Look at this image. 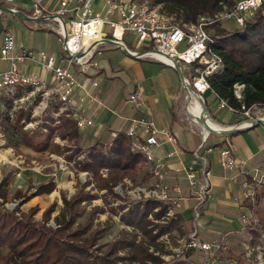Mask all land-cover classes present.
<instances>
[{
	"label": "built area",
	"instance_id": "1",
	"mask_svg": "<svg viewBox=\"0 0 264 264\" xmlns=\"http://www.w3.org/2000/svg\"><path fill=\"white\" fill-rule=\"evenodd\" d=\"M30 1L32 13L27 16L33 20H49L47 16L55 15L52 20L58 24L59 41L65 53L56 56L46 50L18 46L14 33L7 32L4 35L3 46L0 48V60L8 64L7 68L0 69V115L2 116L5 111L4 101L10 98L14 102L13 109H26L36 105L35 112L39 114H44L52 109L53 104H58L57 110L53 111L54 117L65 115L73 118L80 129L94 124L93 117L86 114L85 104L100 103V101L84 86L74 66H79L81 71L85 72L88 65H98L92 62L94 54L100 51L101 45H112L104 42L105 38L100 37L99 33L114 35L126 47L125 35L135 34L136 49L127 47L134 57L157 60L172 68L178 64L182 70L183 67H187L190 77L185 76V78L205 99L204 95L211 91L209 75L219 71L223 65L222 56L213 47L215 39L211 32L212 26L234 19L237 26L242 27L259 10L264 11V0H237L232 8L224 6L223 9L212 14L200 15L196 21H184L176 19L174 15L162 10L161 5H153L148 0H103L101 10L95 8L96 0H62L61 7L56 12L47 8L45 0ZM4 2L9 4L6 7L11 10L19 11L15 6H11L14 0H4ZM4 12L0 10V15ZM66 14H71V17L67 19ZM113 14H116L115 19L111 17ZM60 16L64 18L65 23ZM105 26L109 27L110 31H104ZM118 28L121 30L120 35L116 34ZM143 47L147 50L141 51L140 48ZM28 62H34L51 71L53 83H48L45 78L36 74L27 73L22 66H26ZM93 86L97 88L99 82H93ZM234 87L235 96L242 100L245 85L237 83ZM216 96L218 108L226 109L238 116L239 120L233 126L249 127L254 120L264 121V102L251 104L241 102L236 106ZM129 100L136 106H141L144 101L142 89L138 88L130 94ZM7 114L13 117L11 112L7 111ZM132 122L127 131L130 136H137L138 124L146 127V136L134 141L133 149L143 155L149 166L152 181L147 186H136L128 192L141 200L154 198L167 202L169 215H173L175 211L172 210L171 205L180 207V200L186 198L179 184L173 186L166 182L168 169L164 157L156 154V148L161 144L156 133L161 132L167 141L173 143H177L178 138L167 128L157 130L153 121L145 116L133 119ZM33 125L32 122H28L24 128ZM209 135L203 134V142L193 154L195 162L183 166L189 186L193 190L191 197L194 202L189 207L193 225L181 248L203 251L205 264H213L216 252L223 247L220 242L203 241L200 237V231L204 227L202 208L212 188L210 171L212 162L209 154L218 150L220 163L226 170L238 171L244 175L241 179L240 176L236 177V181L240 183L238 199L250 200L256 208L259 205L264 206L262 196L264 169H256L254 173L252 170L246 171V160L235 156L233 145L207 146ZM116 136L117 132H112V137ZM174 154L171 152L167 157H172ZM104 171V175H107V169ZM2 203L8 210L20 216L17 202H6L0 196V204ZM243 222L260 232L261 220L255 213L246 212ZM261 237L264 238V232ZM252 251L248 249L246 252L249 260ZM255 251H257L255 264H264V244H257Z\"/></svg>",
	"mask_w": 264,
	"mask_h": 264
},
{
	"label": "trees",
	"instance_id": "2",
	"mask_svg": "<svg viewBox=\"0 0 264 264\" xmlns=\"http://www.w3.org/2000/svg\"><path fill=\"white\" fill-rule=\"evenodd\" d=\"M236 1L153 0L152 4L161 5L162 10H167L178 20L196 21L200 15L212 14L224 6L232 8ZM211 32L215 39L213 47L223 59L222 68L209 75L211 91L236 106L241 102H264V11L259 10L244 26L235 30H228L222 23H217L212 26ZM237 83L245 85L242 100L235 96L234 86ZM23 117L29 118L30 114L21 113L17 121ZM47 127L50 135L58 132L69 140L79 137L75 120L65 115L60 125ZM134 141L133 136L122 130L107 145L99 141L93 144L84 159L78 158L83 152L80 146L76 149L65 148V151H71L65 157L69 162L75 160L77 171L91 174L97 189H106L108 193L114 194V187L125 177L136 180L143 172L145 160L140 152L133 149ZM54 147L60 149L58 145ZM104 168L108 169L107 177L101 173ZM10 181L11 176L8 175L0 183V196L5 200ZM90 183L78 182L77 192L70 198L62 191L64 206L54 217L58 225L56 228L48 225L56 210V201L44 210L41 220L35 217L38 207L30 208L21 218L0 207V264H166L160 255L155 254L156 251H164L159 238L175 229L180 235L186 234L181 213H177L166 224H160L154 221L166 216L168 203L158 200L137 203L120 216L122 223L132 227V230H123L119 238L105 246L99 241L107 235L109 227L99 228L95 225L98 213L103 212L104 208L93 206L88 209L87 205L99 198L98 194L86 190ZM32 187L30 192L25 193L17 190L15 197L24 198L26 202L34 196L51 193L57 184L50 180L39 183L35 191H32ZM245 204L255 209L250 200H246ZM158 207L159 210L155 211ZM124 208L126 206L119 205V210ZM119 210L113 208V211ZM151 214L155 220L150 218ZM251 232L255 236L259 235L255 228H251ZM140 233L142 237L139 239ZM152 247L154 252L151 251ZM195 250L188 249L181 258L167 264H193L191 259Z\"/></svg>",
	"mask_w": 264,
	"mask_h": 264
},
{
	"label": "crops",
	"instance_id": "3",
	"mask_svg": "<svg viewBox=\"0 0 264 264\" xmlns=\"http://www.w3.org/2000/svg\"><path fill=\"white\" fill-rule=\"evenodd\" d=\"M61 1L62 0H45V4L50 11L56 12L61 7ZM0 6H9V4H6L4 0H0ZM11 6H15L16 8H18V10L24 15H29L30 13H32V5L30 0H14ZM102 7L103 0H96L95 8L97 10H101ZM70 15L66 14L65 17L69 19L71 17ZM7 16L18 17L22 20H26V35L21 36L20 33L16 35L14 31H12L8 26H5L4 29L0 28V48L3 46L4 35L9 31L14 33L18 46H29L30 39H35V42L31 43L33 44V47L31 46V48H34L36 50H45L44 48H46L48 52L54 54V50H56L54 49L55 42H59V45L62 48V45L59 41V34L57 32L58 25L54 23V20H30L24 18L23 16H18L8 12H4V14L0 15V18ZM30 23L34 24L32 25ZM107 28L108 30H110L109 27ZM15 29L20 30L24 33V29ZM53 32L56 33V38H53ZM124 43L126 44L125 41ZM127 47L132 50L136 49L131 48L128 45ZM113 48L118 49L119 47L109 44L101 45L100 51H97L94 54L93 60L97 57L98 52L100 53L102 50ZM119 49L124 51L122 48ZM124 53L126 55L122 56L120 60H114L111 57H108V59H104L105 61L103 60L102 63H99L98 66L90 64L87 66L88 69L85 72L81 71L79 66H74V69H76V71L78 72V76L82 80L84 86H86L90 92L95 94L100 101V103L94 102L85 104L84 108L86 114L92 116L94 119L95 125H93L95 126V130L93 133L84 135L83 132L87 127L83 129L78 128V144L84 150H88L93 144L98 141L103 144H108L113 138L112 132L118 133L122 130L128 131L133 123V119H140L145 116L149 120L153 121L154 126L157 130L167 128L177 136V143L169 142L166 140V137L158 131L156 134L161 144L156 148V154L157 156L164 157L165 159L166 167L168 169L166 182L168 179L169 184L173 186L179 184L181 186L180 183L182 182V178L186 176V171L184 170L183 166L191 163L192 157H194L193 154L195 150L202 143L201 140L203 139L204 132H202V129L200 131L196 130L195 128L189 130V126L186 125L185 121L187 120V117L183 114L182 111L184 106L181 105L180 88L175 87L173 89L171 86H167L166 83H163L161 90H159L157 84L151 80L152 74L150 73L149 75H147V72L143 73V67H146L145 65L148 64L141 61L149 59L172 68L171 66L150 58H137L127 54L125 51ZM7 66V63L0 60V69L7 68ZM26 66L23 65L22 67L28 73L30 66L29 62ZM37 66L38 67L33 74H36L41 78H45L48 83H53L52 72L45 70L38 64ZM95 81L99 82V86L97 88L93 86V82ZM120 83H123L126 88L132 86V84L134 83V89L130 93H128L127 96L125 95L128 102H131L129 100L130 94H132L138 88L142 89L144 95L143 104L141 106H136L131 102L134 106H132L131 110H126V103L117 98V93L115 91V89L119 88ZM207 93V109L208 100H210L209 98H211L210 102L216 115V117H213L208 111L212 117V120L225 127L235 125L239 120L238 116L234 115L226 109L218 108V98L216 94L213 91H209ZM76 98L78 99V96ZM58 106V104H53L52 109L57 110ZM193 122L195 125H197L194 119ZM93 125L88 126V128L92 127ZM260 125L249 130L236 132L230 135L210 134L208 140L213 136L216 139V143H214V145L218 144V147L225 144L233 145L235 148V156L238 159L249 160L254 158V156L258 155V153L264 149V128ZM107 130H109L108 132L110 133V138L106 139L105 141H101V138H103ZM187 132H189L190 134L188 135ZM145 136L146 127L144 125L138 124L137 136L134 137V140L136 141L137 139L144 138ZM196 137L200 138V141H198V143H195ZM171 152L175 154L172 157L168 158L167 154ZM209 155L212 162L210 167L212 188L209 198L202 208V220L204 222V227L202 229H205L206 227L208 228L207 231L210 234V238L200 237L203 241L208 242H215L216 239H218V241L220 239H223V243L226 242L225 245H228L230 242L229 235H226V233L228 232L234 230L240 231L241 234H243L244 238L246 237V234L249 235V231L248 229H245L243 222L239 218V214L242 211L245 213H255L256 207L255 209H252L246 204L240 207L237 206V202L234 200V198H236L240 192V183L236 181V177L240 176L241 179L244 177V175H241L238 171H224L221 169L219 170V165H217L220 161L218 150H215ZM144 167L146 168V166ZM251 169L252 167L249 166L248 161L246 171ZM147 173V180H150L151 175L149 171H147ZM14 174H18V176L15 177L13 181H11L9 188L16 185L17 188L25 191L29 186L30 178H33V183H39L35 181L37 175L32 176L31 174L26 177V175L21 171L14 172ZM62 174H65V172H62ZM44 179L47 180L46 178ZM0 181H2V178L0 179ZM54 181L57 184V188L54 191H52L51 193H44L34 196L24 203V209L28 210L30 207L38 204L41 207L39 212L41 213L42 218L45 208H47L53 201H57V207L53 214L58 215L61 208L64 206L61 196V189L66 192V190L71 189L70 187L73 186V184H69V182H72V180L69 179L68 172L66 176H61V179L59 180L58 178H55ZM151 181L152 179L150 180V182ZM183 194L186 199L180 200V207L175 206V213H181V215L184 217L182 226L185 229L186 234H188L192 228L193 219L192 214H190V217H188V219H190V226L188 227L187 223H185L186 219L182 211V201L188 200L192 202V205L194 200L191 197L192 194L188 196L184 193V190ZM9 195L10 192L8 196ZM68 197L70 196L68 195ZM221 241L222 240H220L219 242ZM241 242L244 245L247 243L245 242V240H241ZM227 247L228 246L223 245V247L217 252L223 251V249H226ZM200 254H202V256L205 255L203 251L195 250L194 255L191 259L193 264H196V255ZM246 261V259H244L243 263L232 261L230 257L228 258V256H222V254H220L215 255L213 264H249Z\"/></svg>",
	"mask_w": 264,
	"mask_h": 264
},
{
	"label": "rangeland",
	"instance_id": "4",
	"mask_svg": "<svg viewBox=\"0 0 264 264\" xmlns=\"http://www.w3.org/2000/svg\"><path fill=\"white\" fill-rule=\"evenodd\" d=\"M148 1L150 3H153V0H148ZM111 17L115 19L116 14H113ZM26 22H27L26 20H22L18 17H12V16L2 17L0 18V24L2 26V27L0 26V28L4 29L5 26H8L12 31H14L16 35L20 33L21 36H24L26 35V29H25L27 28L25 25ZM54 23L58 25L55 21ZM30 24L33 25L34 23H30ZM222 24L228 30H235L238 28L234 19L223 21ZM15 28L24 29V33L21 32L20 30H16ZM104 31H110V30H108L107 26H105ZM52 36L53 38H56L57 35L55 32H53ZM124 41L129 47L136 48L137 41H136L135 34H132V33L126 34ZM32 42L34 43L35 39H30L29 46H26V47H30V48L31 46L33 47V44H31ZM44 49L48 52L46 48ZM54 49H56L54 50V54L56 56H60L61 54H64V51L59 45V42L57 43L55 42ZM140 50L141 51L147 50V48L143 47V48H140ZM97 54H98L97 57L94 60H92L93 63L96 62L97 64L102 63L103 60L108 59V57H111L114 60H120L122 56L126 55L124 51H122L119 48L118 49L116 48L105 49V50H102L100 53L98 52ZM141 62H145L146 64H148V65H145L146 67H143L142 71L143 73L147 72V75H149L150 73L152 74L151 80L157 84L159 90H161L163 83H166L167 86H171L173 89L175 87L180 88L181 105L184 106L182 111H183V114L187 117V120L185 121L186 125L189 126L188 127L189 130H192L195 128L196 130H200V131L202 129V132H203L202 125L199 123H196L197 125H195L193 122V118H191V116L187 113V111L189 110L187 109L186 111L185 109L187 94H186V89L183 87L182 80L178 72L174 68L164 66L156 61H152L149 59H145ZM29 65L30 66H29L28 73L33 74L38 66L34 62H29ZM187 69H188L187 67H183L182 71H183L184 76L189 78L190 75ZM133 89H134V83L132 84V86H129L128 88H126L123 85V83H120L119 88L115 89L117 93V94L115 93L117 95V98L119 100H122L124 103H126V110L127 109L131 110L132 106H134L131 102H128L125 97V95L127 96L128 93H130ZM207 95L208 93L204 95L206 99H208ZM209 99L211 100V98ZM210 100H208V111L213 117H216ZM8 101H9V104H8ZM4 103H6L5 109H4L5 111L2 113V116L0 115V179L1 178L3 179L6 176L10 175L11 181H13V179L18 176V174L16 175L14 174V172L21 171L23 172V174L26 175V177L31 174L32 176L37 175V177L35 178L36 182L46 183V182H49L50 180L54 181L55 178H58L59 180L61 179V176L63 177L66 176L68 172V177L70 180H72V182L70 181L69 184L70 185L73 184V186L70 187L71 189L66 190V192L63 191V189H61V196H62V191H63L65 192L67 197L68 195L71 197L77 192L78 182L81 184H87L90 181L91 183L86 186V190L91 191L92 193L98 194L99 198L93 200L91 204L87 205L88 209H90L93 206H99V207L104 208L103 212L98 213L97 218L95 219V225L99 228H102L104 226L109 227L107 235L99 241L100 244H105L106 246V244H108L112 240L119 238L123 234L122 233L123 230H132V227L125 226L122 223V221L120 220V216L121 214L127 212L129 208L135 206L137 203L146 202L147 200H158V201L167 203L165 201L154 199V198H150L147 200H141V198L135 197L134 195L128 192L129 190H133L136 186L149 185L151 178L150 180H147V176H148L147 171H149V166L146 164L145 161L143 164V172L141 176L136 180H133L130 177H125L123 181L119 182L114 187V194L108 193L106 189L104 190L97 189V187L95 186V181L91 174H89L86 171H77V169L75 168V160H72L71 162L66 160L65 156L69 154L71 151L70 152L65 151V148L76 149L77 147H79V144H78L79 138L74 139V140H69L68 138H63L61 135H59L58 132H54L52 135H50V130H49V127L47 126L51 125L55 127L56 125H60L61 118L64 115H61L59 117H54L53 111L55 109L48 110L44 114L36 113L35 112L36 105L35 106L31 105L30 107L26 109H16L15 110L13 109L14 102L11 98L9 100L4 101ZM7 111L9 113L11 112L13 117H11L10 115L8 116ZM23 112L29 113L30 117L29 118L23 117L22 120L18 122L17 119L19 118V115ZM28 122H32L34 125L24 128L25 124ZM94 125L89 128L87 127L84 130L83 134L85 135V134L93 133L95 130ZM260 126L264 128V125H260ZM108 131L109 130L105 132L103 138H101L102 139L101 141H105L106 139L110 138V135H109L110 133ZM187 134L189 135L190 133L187 132ZM240 134H243V133H240ZM215 140H216L215 137L212 136L206 142L207 146L214 145V143H216ZM198 141H200V138L196 137L195 143H198ZM45 145L47 146L46 149L43 148ZM55 145L60 146V149L59 150L55 149L54 147ZM104 150H106V146H104ZM88 151L89 150L83 149L82 154L78 158L84 159ZM209 158H210V155H209ZM248 161H249V166L252 167L251 170L253 171V173L255 172L256 169H260V168L264 169V149L261 150L258 153V155L254 156V158L249 159V160L246 159V166H247ZM194 162H195V158L192 157L191 163H194ZM217 165H219V168H218L219 170L221 169V170L226 171V169L221 165L220 161ZM144 166H146V168ZM105 169L106 168L102 169L101 173L104 177H107L108 169H107V175H104ZM62 172H65V174H62ZM145 175H146V178H145ZM44 178H46L47 180H45ZM39 183H33V178H30L29 186L27 190L25 191L17 188L16 185L10 188L8 185V194L10 192V195L9 196L7 195L6 202H17L18 204L17 208L20 212V216H18L14 211L8 210L3 205V203L0 204V207L3 210H6L8 212H14L19 218L22 217V214L24 212H28L30 208L38 207L39 209L35 217L37 220H41L42 219L41 213L39 212L41 207L38 204L30 207L28 210H25L24 209V203H25L24 198L15 197L17 190H21L24 193L30 192L31 191L30 186H33L32 191H35V187ZM167 183L169 184L168 179H167ZM180 184H181L182 190H184V193L186 195L189 196L193 193V190L189 186V182L186 176L182 178V182ZM105 196H107V198H105ZM262 196L264 197V192L262 193ZM234 200L237 202L236 204L238 207L245 205V200L243 199H238L236 197L234 198ZM191 203L192 202L188 200L182 201V205H183L182 211L186 219L185 223H187L188 227L190 226V222H189L190 219H188V217H190L189 215L191 214L189 210ZM119 205L126 206V208L119 210ZM114 207L118 208L119 211L118 212L113 211ZM159 208L160 207L156 208L155 211H158ZM171 208L172 210L175 211L174 205H171ZM244 214L245 212L243 211L239 214V218L242 222H243ZM255 214L258 215V217L261 220L259 235H256V236L253 235L251 233L252 227L246 225L243 222L245 229H248L249 231V235L246 234V237L244 238L243 234H241L240 231H235V230L226 233L227 236L229 235V241H230L229 244L225 245L226 242L223 243V239H220L222 240L220 243L228 247L226 249H223V251L217 252L216 255L222 254V256H228V258L230 257L232 261H238L241 263L244 262V259H246L247 260L246 262L249 264H255L257 262V260H255V256L257 254V251H255V247L259 243L264 244V238L261 237L262 232H264V206L259 205L256 208ZM176 215H177L176 213H174L173 215H169V208H168V212L166 216L154 222L160 223V224H166L169 220H171V218L176 217ZM55 216L56 215L52 214V217L50 221L48 222V225L54 228L58 226L54 219ZM150 218L152 220H155L152 214L150 215ZM207 229H208L207 227L205 229H201L200 236L202 238L204 237L210 238L209 237L210 234L208 233ZM141 237H142V234L140 233L139 239ZM186 237H187V234L180 235L176 229L171 230L170 232L164 234L163 236L159 238V242L162 244L164 251L163 252L156 251L155 254L160 255V257L164 259L166 264L176 260L177 258H181L184 255V253L187 251L186 248L185 249L183 247L181 248V246L183 245L184 239H186ZM241 240H245V242L247 243L244 245L241 242ZM216 241L219 242L218 239H216ZM248 249L253 250L252 251L253 254L250 260H248L246 256V252L248 251ZM151 251L154 252L153 247L151 248ZM120 254H124V252H120ZM195 261H196L195 262L196 264H205L204 255L203 256L202 254L196 255ZM120 264H122V262H120Z\"/></svg>",
	"mask_w": 264,
	"mask_h": 264
},
{
	"label": "water",
	"instance_id": "5",
	"mask_svg": "<svg viewBox=\"0 0 264 264\" xmlns=\"http://www.w3.org/2000/svg\"><path fill=\"white\" fill-rule=\"evenodd\" d=\"M0 10L5 11V12H8V13L15 14V15H18V16H23L24 18L33 20L31 17H29L27 15H24L22 12H20V11H13L10 8L6 7V6H0ZM47 17L49 19H53L55 17V15H49ZM60 17L63 20V22L65 23L64 18L62 16H60ZM107 37H109V38H105L104 39V42L110 43V44H112V45H114L116 47L122 48L127 54H129L131 56H134L122 42H120L117 39L116 40L110 39V38L114 37V35L108 34ZM140 54H142V52ZM174 69L180 75L181 80H182L183 87L186 89V86H187L190 91L194 92V94L199 95L201 97V104H202L203 110H204V112H207V115L208 116H210V114L208 112V109H207V104H206L205 99L199 93H197L194 90L193 86L190 85V83L185 78L181 67L178 64H176L174 66ZM204 123L206 124V129L208 130V134H218V135H230V134H233V133H236V132H242V131H245V130H249V129L254 128V127H256V126H258L260 124L264 125V121L263 120L257 119V120H254L253 121V124L251 126H249V127L230 126V127L224 128L223 131H217V130H215L214 128H212L208 124L207 119H206V115H205V121H204Z\"/></svg>",
	"mask_w": 264,
	"mask_h": 264
},
{
	"label": "bare ground",
	"instance_id": "6",
	"mask_svg": "<svg viewBox=\"0 0 264 264\" xmlns=\"http://www.w3.org/2000/svg\"><path fill=\"white\" fill-rule=\"evenodd\" d=\"M121 30L118 28L116 34L120 35ZM100 37H104V38H109L107 37V35H103L99 33ZM110 39L113 40H119L117 37H112ZM186 111L187 109L189 111H187V113L191 116V118H193L195 120V123H199L202 125L203 128V132L204 134H208V130L206 129V124L204 123L205 121V115H206V119L208 124L214 128L217 131H223L224 128H226L225 126H221L220 124H218L216 121L212 120V118L210 116L207 115V112H204L202 104H201V97L199 95L194 94V92L190 91L189 88L186 86ZM188 104V105H187ZM243 126V125H242ZM241 127V126H238Z\"/></svg>",
	"mask_w": 264,
	"mask_h": 264
}]
</instances>
